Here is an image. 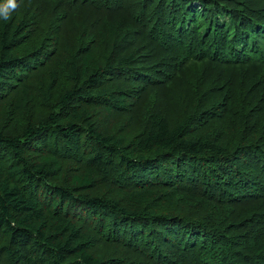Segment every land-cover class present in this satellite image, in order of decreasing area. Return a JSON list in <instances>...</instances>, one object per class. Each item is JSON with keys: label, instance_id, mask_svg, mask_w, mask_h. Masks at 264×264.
Masks as SVG:
<instances>
[{"label": "trees", "instance_id": "trees-1", "mask_svg": "<svg viewBox=\"0 0 264 264\" xmlns=\"http://www.w3.org/2000/svg\"><path fill=\"white\" fill-rule=\"evenodd\" d=\"M14 3L0 264H264V0Z\"/></svg>", "mask_w": 264, "mask_h": 264}, {"label": "clouds", "instance_id": "clouds-1", "mask_svg": "<svg viewBox=\"0 0 264 264\" xmlns=\"http://www.w3.org/2000/svg\"><path fill=\"white\" fill-rule=\"evenodd\" d=\"M9 4H10V7L12 8H15V3H14V0H9ZM4 18L7 19L8 18V13H7V9L5 10L4 12Z\"/></svg>", "mask_w": 264, "mask_h": 264}]
</instances>
